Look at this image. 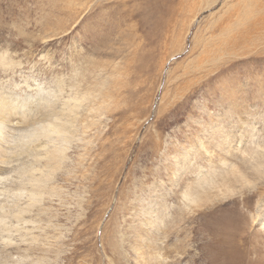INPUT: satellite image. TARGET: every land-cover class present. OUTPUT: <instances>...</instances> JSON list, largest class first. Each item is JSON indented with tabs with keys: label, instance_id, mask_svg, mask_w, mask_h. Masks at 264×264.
<instances>
[{
	"label": "rangeland",
	"instance_id": "obj_1",
	"mask_svg": "<svg viewBox=\"0 0 264 264\" xmlns=\"http://www.w3.org/2000/svg\"><path fill=\"white\" fill-rule=\"evenodd\" d=\"M0 61L18 112L76 117L20 221L6 132L0 264H264V0H0Z\"/></svg>",
	"mask_w": 264,
	"mask_h": 264
},
{
	"label": "bare ground",
	"instance_id": "obj_2",
	"mask_svg": "<svg viewBox=\"0 0 264 264\" xmlns=\"http://www.w3.org/2000/svg\"><path fill=\"white\" fill-rule=\"evenodd\" d=\"M13 105V99H5L4 97H0V144L5 138L6 132L10 133L8 132V129L9 131L11 129H22L25 132L27 131V139L18 142L17 147L19 150L16 154V157L19 156L21 158V156H23L22 154L26 155H24V158H22L25 160L21 161L20 158L16 160L20 162L14 171L16 170L15 172L18 174L19 178L21 177V180L14 183V188L11 187V190L14 193H12L13 197L9 196L11 197V200L9 203H7V211L5 210V207H2V209H4V212H6L7 215L20 221L24 219L25 213L32 211V208L35 205L41 203L42 194L46 193L44 185L47 184V181L49 180L56 165H58L63 158V150L61 148H54V150L49 153V156L47 155L49 157V164L47 167L48 170L41 171L42 174L38 177L34 175L35 161H37V159L34 161L29 160V157L34 156L35 158V151L36 147L38 146H31L32 143H35L40 136H44L50 140L58 139L61 143L67 142L69 137L68 134H70L69 126L70 124L75 123L76 117H63L65 116L66 111H71L70 104H65V108L60 111L62 115L60 112L58 113L57 110L53 109L48 104V101L35 104L36 108H33L34 106L29 108H25L23 106L19 107V112L16 110L17 107L15 106V108ZM249 154H251V150L244 151V158L248 161L252 158V156ZM11 157L12 156H10V158H6L0 151V173H11V169L6 170L3 168L5 167L3 165L9 166V164L13 162L14 158L11 159ZM200 179H202L200 180L201 183L208 180L207 177L204 176H202ZM26 184H31V188L27 189L30 193L29 200L25 206H22V204H20V196L26 190ZM211 188L208 190H211ZM0 222H2V219H0Z\"/></svg>",
	"mask_w": 264,
	"mask_h": 264
}]
</instances>
